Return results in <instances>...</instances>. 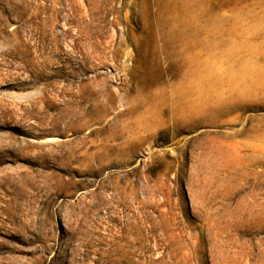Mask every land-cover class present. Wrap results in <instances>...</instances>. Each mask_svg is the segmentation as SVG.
<instances>
[{"label": "rangeland", "instance_id": "374dc122", "mask_svg": "<svg viewBox=\"0 0 264 264\" xmlns=\"http://www.w3.org/2000/svg\"><path fill=\"white\" fill-rule=\"evenodd\" d=\"M0 264H264V0H0Z\"/></svg>", "mask_w": 264, "mask_h": 264}]
</instances>
